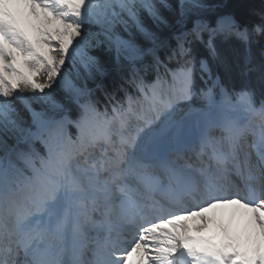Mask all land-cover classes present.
Returning a JSON list of instances; mask_svg holds the SVG:
<instances>
[{"label":"snow or ice","instance_id":"6c2138e0","mask_svg":"<svg viewBox=\"0 0 264 264\" xmlns=\"http://www.w3.org/2000/svg\"><path fill=\"white\" fill-rule=\"evenodd\" d=\"M0 0V264H264V0Z\"/></svg>","mask_w":264,"mask_h":264},{"label":"trees","instance_id":"16d2710c","mask_svg":"<svg viewBox=\"0 0 264 264\" xmlns=\"http://www.w3.org/2000/svg\"><path fill=\"white\" fill-rule=\"evenodd\" d=\"M247 2V0H234V3L238 6L237 7V12L238 14H242L244 12V7L243 5Z\"/></svg>","mask_w":264,"mask_h":264}]
</instances>
